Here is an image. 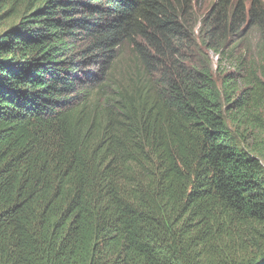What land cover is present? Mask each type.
Returning a JSON list of instances; mask_svg holds the SVG:
<instances>
[{"label": "trees", "instance_id": "1", "mask_svg": "<svg viewBox=\"0 0 264 264\" xmlns=\"http://www.w3.org/2000/svg\"><path fill=\"white\" fill-rule=\"evenodd\" d=\"M205 1L0 0V264H264V0Z\"/></svg>", "mask_w": 264, "mask_h": 264}, {"label": "rangeland", "instance_id": "2", "mask_svg": "<svg viewBox=\"0 0 264 264\" xmlns=\"http://www.w3.org/2000/svg\"><path fill=\"white\" fill-rule=\"evenodd\" d=\"M212 2H213V0H206V1L204 2L203 7H204V6H207L208 4L211 5ZM203 10H204V9H203ZM204 11H205V10H204ZM210 56H211L212 60H216V57L213 56V54H210ZM259 137H260L261 139L264 140V133L261 134V136H259ZM251 143L254 144V143H255V140H251ZM263 161H264V159H263Z\"/></svg>", "mask_w": 264, "mask_h": 264}]
</instances>
